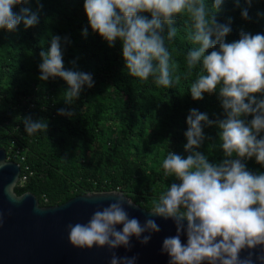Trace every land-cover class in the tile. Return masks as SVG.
Returning a JSON list of instances; mask_svg holds the SVG:
<instances>
[{
    "label": "clouds",
    "instance_id": "1",
    "mask_svg": "<svg viewBox=\"0 0 264 264\" xmlns=\"http://www.w3.org/2000/svg\"><path fill=\"white\" fill-rule=\"evenodd\" d=\"M25 2L0 0V29L15 31L21 22L26 29L38 23V11H13L14 6ZM221 4L222 0H214L211 6L205 0H84L92 31L110 47L117 40L121 42L128 75L140 81L152 77L157 87L164 88L174 86L172 73L176 68L165 41L176 37L175 21L187 13L191 21L187 39L194 45L186 55L189 74L197 64L201 65V72L190 87L191 96L200 100L203 93L211 94L217 89L219 92L225 118L213 122L205 113L190 111L184 146L190 154L182 158L169 151L162 163L165 177H175L179 183L167 186L148 210L150 216L175 223L176 235L166 237L162 245L169 264H264V173L253 174L241 162V158L254 157L264 166V137L257 138L264 132V98H257V94L264 95V35L241 32L238 40L226 43L230 22L220 24L215 19ZM145 14H150V18ZM242 16L248 18L246 10ZM209 49L213 50L206 54ZM40 56L39 79L62 78L68 85L64 93L66 104L71 105L85 85L93 87L90 73L64 69L61 37L52 36L50 49L41 51ZM179 79L175 77V81ZM59 114L72 117L75 113L60 109ZM22 119L29 136L47 131L48 124L43 119ZM202 122L209 126L215 123L220 130L225 159L219 163L209 162L207 155L196 150L205 139ZM9 163L7 159L0 161V169ZM25 179L19 173L3 187L11 204H21L30 194L20 190ZM105 193L116 196V200L95 210L87 223L67 224L68 241L77 249L107 247L112 253L109 264H135L136 256L121 257L114 250H130L133 237L147 244L160 227L151 218L143 225L137 218H129L125 203L129 207L136 205L133 199L126 200L128 196L119 189ZM103 194L90 191L83 196ZM44 210L39 203L34 208L37 213ZM118 225L122 229L118 230ZM182 234H186V243L181 241ZM257 247L261 253L254 261L251 250ZM245 249L249 250L248 255L241 257Z\"/></svg>",
    "mask_w": 264,
    "mask_h": 264
},
{
    "label": "trees",
    "instance_id": "2",
    "mask_svg": "<svg viewBox=\"0 0 264 264\" xmlns=\"http://www.w3.org/2000/svg\"><path fill=\"white\" fill-rule=\"evenodd\" d=\"M205 2L211 6L214 0ZM83 5L84 0H27L13 11H38V23L26 29L21 22L15 31L0 29V147L7 152L12 145L24 150L25 160L11 158L27 176L20 190L36 195L43 207L90 191L119 189L149 210L167 186L179 183L175 177H165L162 163L169 151L182 158L190 154L184 147L190 111L205 113L213 122L225 118L219 92L203 93L200 100L191 96L201 65L189 74L186 55L194 45L187 39L191 30L187 13L175 21L176 37L165 41L176 68L174 86L164 88L157 87L152 77L140 81L128 75L121 42L110 47L93 32ZM245 10L247 19L242 16ZM215 19L230 22L226 43L238 40L241 32L264 35V0H222ZM52 36L61 37L64 69L90 73L94 81L71 105L65 103L68 85L62 78L39 79L40 53L50 49ZM60 109L75 114L60 115ZM24 117L47 121V131L29 136ZM202 125L205 139L196 150L209 162L219 163L225 159L220 130L215 123ZM261 137L264 132L257 138ZM241 162L253 174L264 173L254 157Z\"/></svg>",
    "mask_w": 264,
    "mask_h": 264
},
{
    "label": "water",
    "instance_id": "3",
    "mask_svg": "<svg viewBox=\"0 0 264 264\" xmlns=\"http://www.w3.org/2000/svg\"><path fill=\"white\" fill-rule=\"evenodd\" d=\"M5 159L10 163L0 169V212L3 213V223L0 225V264H109L112 253L107 247L94 246L90 250L72 247L68 241L66 225L87 223L95 210L108 206L117 197L105 192L93 198L79 195L63 204L44 207L42 213H37L34 208L40 202L36 195L28 192L30 194L21 204L13 205L3 194V187L19 173L22 175V167L18 162L9 160L6 149L0 147V161ZM133 203L135 207H129L127 203L124 205L129 218H137L142 225L146 219H154L160 231L152 233L147 244H141L133 237L130 250L119 247L114 251L121 257L136 256L135 264H169V256L162 252V245L166 237L176 235L174 221L150 216L147 209ZM117 229H122V225H118ZM181 241L187 242L186 234L181 235ZM251 251L255 261L261 248ZM248 252L247 249L243 250L241 257L247 256Z\"/></svg>",
    "mask_w": 264,
    "mask_h": 264
},
{
    "label": "built area",
    "instance_id": "4",
    "mask_svg": "<svg viewBox=\"0 0 264 264\" xmlns=\"http://www.w3.org/2000/svg\"><path fill=\"white\" fill-rule=\"evenodd\" d=\"M8 159L11 160V158H19L21 160H25L24 150L20 147H16L15 145H12L9 149ZM28 169V168H27ZM26 179L23 181V183L27 180V176H23Z\"/></svg>",
    "mask_w": 264,
    "mask_h": 264
}]
</instances>
